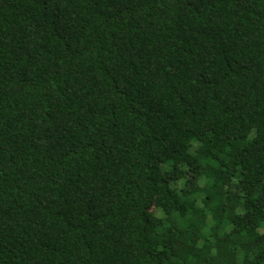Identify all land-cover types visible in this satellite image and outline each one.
<instances>
[{
    "label": "trees",
    "instance_id": "trees-1",
    "mask_svg": "<svg viewBox=\"0 0 264 264\" xmlns=\"http://www.w3.org/2000/svg\"><path fill=\"white\" fill-rule=\"evenodd\" d=\"M0 264H264V0H0Z\"/></svg>",
    "mask_w": 264,
    "mask_h": 264
}]
</instances>
